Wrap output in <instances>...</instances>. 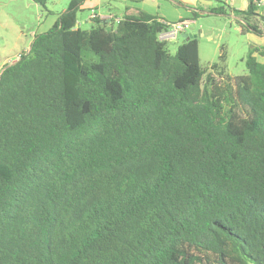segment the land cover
Here are the masks:
<instances>
[{
    "label": "trees",
    "instance_id": "1",
    "mask_svg": "<svg viewBox=\"0 0 264 264\" xmlns=\"http://www.w3.org/2000/svg\"><path fill=\"white\" fill-rule=\"evenodd\" d=\"M83 1L0 71V264H264V47L206 72L142 11L81 29Z\"/></svg>",
    "mask_w": 264,
    "mask_h": 264
},
{
    "label": "rangeland",
    "instance_id": "2",
    "mask_svg": "<svg viewBox=\"0 0 264 264\" xmlns=\"http://www.w3.org/2000/svg\"><path fill=\"white\" fill-rule=\"evenodd\" d=\"M69 1L48 0L44 6H39L31 0H0V71L29 49L34 34L43 33L51 28L54 20L66 9ZM93 1L84 0L81 9L77 12V20L81 22L80 28L83 30L90 27L85 20L88 18ZM205 1L199 0L201 3ZM123 2L124 0L109 1L108 4L99 7V14L104 16L111 13L121 17ZM216 3L212 2V5L216 6ZM175 4L179 5L177 2ZM91 13L93 11L90 12V16ZM187 32L199 35L196 38L198 60L204 71L210 72L209 66L217 62L220 52H224L226 72L229 75L241 76L246 73L242 61L245 56L242 52L243 35H239L237 25L230 17L198 16ZM238 38L241 39L238 41ZM181 42L182 39L178 35L176 41L167 44L168 52L173 55Z\"/></svg>",
    "mask_w": 264,
    "mask_h": 264
},
{
    "label": "crops",
    "instance_id": "3",
    "mask_svg": "<svg viewBox=\"0 0 264 264\" xmlns=\"http://www.w3.org/2000/svg\"><path fill=\"white\" fill-rule=\"evenodd\" d=\"M92 1V0H91ZM111 0H94L92 3V7L89 9V15L87 20H85L86 23L91 24L90 20V12L93 11L97 17L102 19H114L118 20L119 17L116 15H113L111 13H108L107 15L102 16L99 14V7L108 4ZM225 2L227 5H229L231 8L235 10H245L248 6L249 0H221ZM181 5H185L187 8H182L181 5L175 4L174 0H124V6L122 10V17L135 14L137 11H142L148 15L156 16L158 20L164 23H174L179 20H187L190 22V25L194 22L193 14L197 13L199 14V17L204 16H226L230 17L232 21H236L237 19L230 14L227 15H216L214 13H210L209 9L215 8L216 6L212 5V2L216 3V0H206L205 2H199V0H178ZM257 12L259 14L264 15V0H257ZM217 4V3H216ZM58 18V17H57ZM56 18V19H57ZM56 19L54 20L53 24L55 23ZM79 24L81 23L78 21ZM83 23V22H82ZM237 30L239 32V35H242L240 33L239 28L237 27ZM201 33V32H200ZM194 35L192 33H188L187 31L180 35V38L182 39V42L184 41V35ZM199 35H197L198 37ZM196 37V38H197ZM241 37V36H239ZM177 37L175 38H169L165 40L167 44L170 41H176ZM241 38H238V41ZM243 54L246 55L247 52L250 49L253 48H261L264 47V35H255L252 32H246L243 34ZM181 42V43H182ZM222 52H220L221 54ZM219 54V55H220ZM245 57V56H244ZM259 59V58H258ZM261 61V59H259Z\"/></svg>",
    "mask_w": 264,
    "mask_h": 264
},
{
    "label": "built area",
    "instance_id": "4",
    "mask_svg": "<svg viewBox=\"0 0 264 264\" xmlns=\"http://www.w3.org/2000/svg\"><path fill=\"white\" fill-rule=\"evenodd\" d=\"M95 17H96V14L94 12L91 13L90 19H93ZM165 24L168 26V30L165 33L161 34L160 39L162 40H167L169 38L170 39L175 38L178 35L185 33L190 26V22L187 20H179L174 23H169V24L165 23ZM77 25H80L79 22H77Z\"/></svg>",
    "mask_w": 264,
    "mask_h": 264
},
{
    "label": "water",
    "instance_id": "5",
    "mask_svg": "<svg viewBox=\"0 0 264 264\" xmlns=\"http://www.w3.org/2000/svg\"><path fill=\"white\" fill-rule=\"evenodd\" d=\"M197 36L196 35H190V34H187V35H184V41H188L192 38H196Z\"/></svg>",
    "mask_w": 264,
    "mask_h": 264
}]
</instances>
